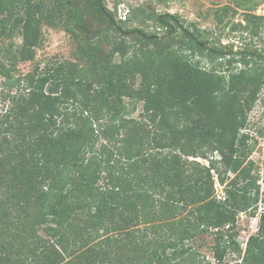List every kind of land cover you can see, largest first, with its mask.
<instances>
[{
    "label": "trees",
    "instance_id": "16d2710c",
    "mask_svg": "<svg viewBox=\"0 0 264 264\" xmlns=\"http://www.w3.org/2000/svg\"><path fill=\"white\" fill-rule=\"evenodd\" d=\"M118 4L0 0V264H211L194 247L208 235L214 264H264L244 132L264 87L251 44L264 17L243 9L230 32L249 42L206 50L196 24L143 7L117 20ZM139 16L164 35L123 29ZM43 26L69 34L73 61L22 73ZM242 213L259 216L244 250Z\"/></svg>",
    "mask_w": 264,
    "mask_h": 264
},
{
    "label": "rangeland",
    "instance_id": "374dc122",
    "mask_svg": "<svg viewBox=\"0 0 264 264\" xmlns=\"http://www.w3.org/2000/svg\"><path fill=\"white\" fill-rule=\"evenodd\" d=\"M115 2H119L117 5V20H119L120 11L127 13L125 18L129 16L131 11L135 8H146L152 13L177 15L180 19V23L183 28H188L192 31L191 24L194 23L201 31L200 39H208L206 50L211 46H217L223 49L227 45H233V51L240 48L241 44L249 42L248 35L241 34L239 31L230 32V26L232 23L242 21V10L251 9L255 7L253 13L258 16L264 17V1L262 0H105L106 7L113 11ZM240 2L244 7H236L235 3ZM227 7L224 10L223 7ZM233 11L236 14L233 15ZM122 17V15H121ZM142 17L139 16L138 20L134 22L122 24L123 29L129 28H141L146 33H156L159 37L163 36L164 30L156 25L153 21L141 22ZM223 20L220 23V20ZM122 20V19H120ZM42 44L36 50L35 58L32 62L19 64V69L22 73H27L33 69L37 64L44 66L45 64L64 63L73 61L74 55V42L72 38L64 30L60 28H52L48 26L42 27ZM262 41L254 38L252 45L258 47L259 50L264 51V30L261 33ZM16 43H20V39L17 38ZM126 41H130V37L126 38ZM204 66V61L202 62ZM210 65L204 66L209 69ZM140 111V107H137L136 112L132 117H137ZM245 134L249 137V144L252 146V153L250 159L254 162V171L258 175V184L260 185L261 192H264V87L256 101L253 109L248 114V121ZM198 162L208 165L206 160L196 159ZM215 180V195L217 199L223 197L222 188L219 185L216 177ZM264 208V200L259 202L257 213ZM258 215L255 217H248L247 214L242 213L237 218V237L236 241L239 243L240 248L243 249V245L246 243L249 236L253 235L257 231ZM212 237L205 236L194 244V247L205 256L206 260L211 264L215 263L212 256L211 245ZM237 257L234 254H227L225 264L239 263L235 261Z\"/></svg>",
    "mask_w": 264,
    "mask_h": 264
},
{
    "label": "built area",
    "instance_id": "2783aa9c",
    "mask_svg": "<svg viewBox=\"0 0 264 264\" xmlns=\"http://www.w3.org/2000/svg\"><path fill=\"white\" fill-rule=\"evenodd\" d=\"M125 14H127V13H124V12H122V11H120V14H119V19H122V20H125ZM121 15H122V17H121ZM245 247H246V243L243 245V250L245 249Z\"/></svg>",
    "mask_w": 264,
    "mask_h": 264
}]
</instances>
